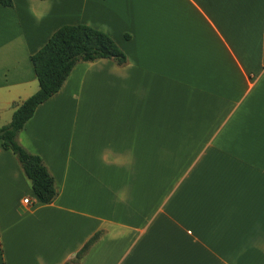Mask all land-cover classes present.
Here are the masks:
<instances>
[{
    "label": "crops",
    "instance_id": "crops-1",
    "mask_svg": "<svg viewBox=\"0 0 264 264\" xmlns=\"http://www.w3.org/2000/svg\"><path fill=\"white\" fill-rule=\"evenodd\" d=\"M77 24L127 61L79 62L19 133L53 203L0 140V264H264V0L0 5V129Z\"/></svg>",
    "mask_w": 264,
    "mask_h": 264
},
{
    "label": "trees",
    "instance_id": "trees-1",
    "mask_svg": "<svg viewBox=\"0 0 264 264\" xmlns=\"http://www.w3.org/2000/svg\"><path fill=\"white\" fill-rule=\"evenodd\" d=\"M0 5L12 7L13 0H0ZM99 59H112L119 65H124L127 56L108 34L89 25H65L59 28L32 56L39 90L19 104L10 124L0 129L3 147L18 157L35 195L43 204H51L56 199L58 192L55 180L43 159L29 153L19 144L17 137L34 116L37 107L61 90L79 62H94ZM95 239L96 237L78 253V259Z\"/></svg>",
    "mask_w": 264,
    "mask_h": 264
},
{
    "label": "built area",
    "instance_id": "built-area-1",
    "mask_svg": "<svg viewBox=\"0 0 264 264\" xmlns=\"http://www.w3.org/2000/svg\"><path fill=\"white\" fill-rule=\"evenodd\" d=\"M25 203H28L29 202V200L28 199H25V201H24Z\"/></svg>",
    "mask_w": 264,
    "mask_h": 264
}]
</instances>
